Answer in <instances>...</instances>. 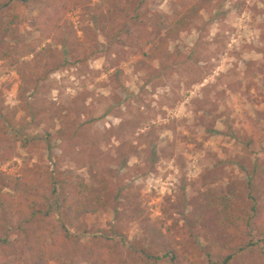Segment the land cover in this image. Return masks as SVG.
<instances>
[{
    "label": "rangeland",
    "instance_id": "374dc122",
    "mask_svg": "<svg viewBox=\"0 0 264 264\" xmlns=\"http://www.w3.org/2000/svg\"><path fill=\"white\" fill-rule=\"evenodd\" d=\"M44 2L8 0L0 8V25L14 18L13 36H0V53L8 44L39 46L18 61L0 58V111L13 115L6 132L0 125V171H27L45 192L51 177L72 205L53 198L61 207L27 223L28 234L65 226L122 256L131 245L158 240V251L176 248L180 264H219L229 237L206 208V193L234 182L246 191L252 168H264V0H203L187 27L166 36L167 50L149 58L143 52L158 37L147 19L129 21L109 40L102 32L110 0H90L66 13L77 39L96 50L79 63L63 61L55 50L61 45L30 26ZM172 2L143 0L139 12L169 13ZM40 48H47L41 75L29 77ZM21 87L28 88L23 96ZM41 111L35 126L31 117ZM237 136L256 139L252 153ZM95 194L106 203L75 212L78 201L87 204ZM211 243L217 249L209 258ZM230 264H264V248H246Z\"/></svg>",
    "mask_w": 264,
    "mask_h": 264
},
{
    "label": "trees",
    "instance_id": "16d2710c",
    "mask_svg": "<svg viewBox=\"0 0 264 264\" xmlns=\"http://www.w3.org/2000/svg\"><path fill=\"white\" fill-rule=\"evenodd\" d=\"M142 1L110 0L107 13L111 17L106 20L102 34L106 39L111 40L129 21L140 22L142 19H147V25L157 31L158 37V43L143 52V55L149 58L158 57L160 51L167 50L166 36L172 35L180 28L187 27L190 19L197 14L203 0H173L169 13L149 12L147 16L139 12ZM89 2L90 0H45L38 8L37 15L30 22L33 30L38 32L43 39H50L51 44L58 42L61 45L60 49L56 48L55 50L63 54V61L70 59L71 63L83 62L96 51L91 43L84 44L77 39L74 26L66 18V13L71 8ZM7 3L8 0H0V8L6 6ZM13 20L14 18L9 16L8 21L0 25V36L7 35L9 38L13 36V29L10 26ZM37 47L39 46L33 44L22 47L8 44L6 49L0 53V58L13 57L18 61L26 54L32 53ZM46 49L40 48L37 52L41 58L37 66L30 65L28 67L31 75L29 77H40L43 65L40 63L45 58L44 50ZM37 54L35 53V55ZM50 56L53 60L60 61V56L55 53ZM46 61H49L48 58ZM19 73L24 79V72L20 70ZM27 89V87L19 89L21 96ZM44 115V111H41L38 117H31L35 126L40 124ZM11 118L13 115L0 111V125L4 128V132L8 129L6 122ZM63 132L64 129L61 126L57 133L62 134ZM48 135L50 136L49 133ZM236 140L243 145L242 148L245 152L252 153V147L256 143L253 136H248L245 139L237 136ZM22 143L25 144V141ZM49 184L51 189L45 192L36 185L33 177L27 171H23L17 176L0 171V246L3 248V252L0 254V264H50L55 260L62 264L66 262L71 264H161L174 261L176 264L181 263L180 253L174 246L169 245L165 250L158 251L157 246L160 243L158 240H155V244L151 245H131L127 248L126 256H122L90 240L83 241L80 233L71 231L65 226L61 227L62 229L58 233L55 232V227H52L48 231L42 230L31 235L28 234L27 223L46 220L47 217L55 214L63 204L67 209L72 207L68 202L67 190L60 193L51 177ZM2 187L8 188L11 192H1ZM83 188H86L84 184L77 186L76 190L81 193ZM59 197L61 205L55 201L50 203L53 198L55 200ZM95 198L87 204L78 201L74 208L75 212H95L100 204L106 203L104 195L95 194ZM263 199L264 168L262 166L252 168L248 176L246 191L237 188L234 182L231 186L216 185L206 193V208L216 212L218 225L226 230L229 237L228 243L222 249L219 264H230L234 255L246 248L253 250L264 248ZM16 216L18 217L17 236L11 238V224ZM195 217L197 220L201 214H197ZM112 234L111 230L105 232L107 237ZM162 237L165 241L170 242L167 237ZM18 242L22 243V247L17 245ZM216 247L215 243H211V250L207 252L209 258L212 252L217 249ZM209 264L213 263L209 260Z\"/></svg>",
    "mask_w": 264,
    "mask_h": 264
}]
</instances>
